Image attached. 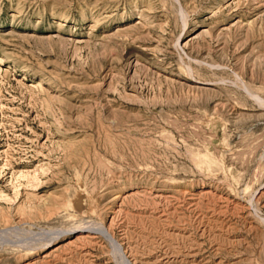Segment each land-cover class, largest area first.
<instances>
[{
    "label": "rangeland",
    "instance_id": "1",
    "mask_svg": "<svg viewBox=\"0 0 264 264\" xmlns=\"http://www.w3.org/2000/svg\"><path fill=\"white\" fill-rule=\"evenodd\" d=\"M0 264H264V0H0Z\"/></svg>",
    "mask_w": 264,
    "mask_h": 264
},
{
    "label": "bare ground",
    "instance_id": "2",
    "mask_svg": "<svg viewBox=\"0 0 264 264\" xmlns=\"http://www.w3.org/2000/svg\"><path fill=\"white\" fill-rule=\"evenodd\" d=\"M202 29H203V28H202ZM202 29H201V30H202Z\"/></svg>",
    "mask_w": 264,
    "mask_h": 264
}]
</instances>
